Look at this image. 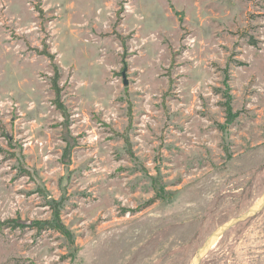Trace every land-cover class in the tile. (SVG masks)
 Segmentation results:
<instances>
[{
  "label": "rangeland",
  "instance_id": "obj_1",
  "mask_svg": "<svg viewBox=\"0 0 264 264\" xmlns=\"http://www.w3.org/2000/svg\"><path fill=\"white\" fill-rule=\"evenodd\" d=\"M263 191L264 0H0V264H192Z\"/></svg>",
  "mask_w": 264,
  "mask_h": 264
},
{
  "label": "water",
  "instance_id": "obj_2",
  "mask_svg": "<svg viewBox=\"0 0 264 264\" xmlns=\"http://www.w3.org/2000/svg\"><path fill=\"white\" fill-rule=\"evenodd\" d=\"M262 196H264V191L262 193ZM251 207L245 213H243L242 215H240L238 217H235V218H233V220L231 219V220L225 222L224 224L218 226L211 234L208 235V237L205 239V241L203 242V244L197 250L196 257L198 256V258H199V262L197 264H201V261H202L204 255L208 252V250H210V247L207 248L206 252L203 255L200 254V250L206 247V245H207L210 237L212 235H214L215 232H217L219 228H222L221 229V234H220V237H219V239H220L232 227H234L238 223L243 222V221L247 220L248 218L256 215L260 210H262V208L264 207V203L262 204V206L260 207V209H258L256 211H253V212H251Z\"/></svg>",
  "mask_w": 264,
  "mask_h": 264
},
{
  "label": "trees",
  "instance_id": "obj_3",
  "mask_svg": "<svg viewBox=\"0 0 264 264\" xmlns=\"http://www.w3.org/2000/svg\"><path fill=\"white\" fill-rule=\"evenodd\" d=\"M59 77H60V74L58 72L57 69H55V74L53 76V79H52V88L54 89V92L56 94V104L58 106V108L62 111V113L65 114V107L63 105V103L61 102L60 100V95H61V88L59 87ZM4 224H10V226H13V227H17V226H20V224H15V221L14 220H8L6 221ZM37 224V223H36ZM26 226V225H23V227Z\"/></svg>",
  "mask_w": 264,
  "mask_h": 264
},
{
  "label": "bare ground",
  "instance_id": "obj_4",
  "mask_svg": "<svg viewBox=\"0 0 264 264\" xmlns=\"http://www.w3.org/2000/svg\"><path fill=\"white\" fill-rule=\"evenodd\" d=\"M264 203V196H262L252 207H251V212L256 211L258 209H260V207L262 206V204ZM233 220V219H232ZM221 229L219 228L217 232H215L214 235H212L206 245L205 248L200 250V254L203 255L208 247H212L218 240L221 234ZM199 262V258L198 256L194 259L192 264H197Z\"/></svg>",
  "mask_w": 264,
  "mask_h": 264
}]
</instances>
